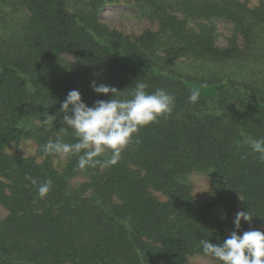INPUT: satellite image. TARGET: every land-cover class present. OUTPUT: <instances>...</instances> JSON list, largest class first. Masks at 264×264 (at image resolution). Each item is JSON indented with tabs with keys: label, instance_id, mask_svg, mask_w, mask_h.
<instances>
[{
	"label": "trees",
	"instance_id": "1",
	"mask_svg": "<svg viewBox=\"0 0 264 264\" xmlns=\"http://www.w3.org/2000/svg\"><path fill=\"white\" fill-rule=\"evenodd\" d=\"M119 1L153 28H111L102 11ZM217 20L231 25L222 48ZM93 80L122 98L138 80L163 89L173 112L142 128L115 166L81 171L76 156L56 165L39 146L64 127L69 91L90 107L109 99ZM60 138L75 142L71 131ZM252 139H264L263 2L0 0V264H192L205 257L199 241L222 242L238 211L253 216L238 234L264 231V162ZM25 140L36 157L7 152ZM192 174L208 180L206 200ZM26 176L50 179L49 194L41 199Z\"/></svg>",
	"mask_w": 264,
	"mask_h": 264
},
{
	"label": "clouds",
	"instance_id": "2",
	"mask_svg": "<svg viewBox=\"0 0 264 264\" xmlns=\"http://www.w3.org/2000/svg\"><path fill=\"white\" fill-rule=\"evenodd\" d=\"M90 87L98 96H107V100H97L93 106L83 102L77 89L68 92L61 102V123L64 125L56 134V139L39 146L43 155L53 156L56 163L76 156L77 169L83 171L88 167L99 165L101 168L115 166L121 159L122 152L133 143L138 132L150 124L173 112L175 97L163 89L146 91L148 87L142 81H136L131 98L124 97L113 86L92 81ZM200 99L198 91H192L188 103L195 104ZM39 123L47 126L48 121ZM71 131L74 143H67L61 134ZM253 153L258 154L264 162V139L248 141ZM107 154V155H106ZM37 192L44 199L51 191L50 179L42 183L31 176H26ZM253 216L247 211H238L233 220L234 230L222 242L211 243L201 239L199 245L203 256L210 258L214 264H264V231L251 229L241 232V222L251 223Z\"/></svg>",
	"mask_w": 264,
	"mask_h": 264
},
{
	"label": "rangeland",
	"instance_id": "3",
	"mask_svg": "<svg viewBox=\"0 0 264 264\" xmlns=\"http://www.w3.org/2000/svg\"><path fill=\"white\" fill-rule=\"evenodd\" d=\"M246 1L248 5L254 6L264 0H240ZM101 19L111 28L128 35H138L145 30L153 28L151 22L143 17L139 11L132 8L131 5L124 1L106 5L102 11ZM214 41L218 47H225L227 40L231 35V25L222 20L214 22ZM8 153H14L21 157H36V147L31 141H22L18 145H12L7 149ZM55 164L56 159H55ZM190 180L193 185V194L199 200H206L209 191V182L205 176L201 174H192ZM84 181L82 177H76L72 180V184L78 185ZM7 212L0 207V216L4 217ZM192 264H214V262L206 257L193 256L189 259Z\"/></svg>",
	"mask_w": 264,
	"mask_h": 264
}]
</instances>
